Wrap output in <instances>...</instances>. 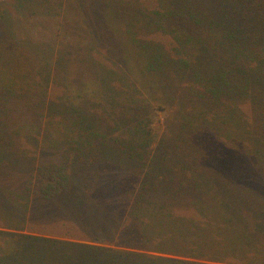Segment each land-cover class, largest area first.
Listing matches in <instances>:
<instances>
[{
    "label": "trees",
    "instance_id": "16d2710c",
    "mask_svg": "<svg viewBox=\"0 0 264 264\" xmlns=\"http://www.w3.org/2000/svg\"><path fill=\"white\" fill-rule=\"evenodd\" d=\"M75 2L87 48L0 44V264H264V0Z\"/></svg>",
    "mask_w": 264,
    "mask_h": 264
},
{
    "label": "rangeland",
    "instance_id": "374dc122",
    "mask_svg": "<svg viewBox=\"0 0 264 264\" xmlns=\"http://www.w3.org/2000/svg\"><path fill=\"white\" fill-rule=\"evenodd\" d=\"M19 0H0V7L7 8L9 13L11 14L10 22L6 23L3 27L2 35L0 36V44H21V47L24 48V54L29 55L32 59H42L49 57L51 55L52 50L48 49V45H75L78 48H87L89 44V35L86 33V26L84 25L85 19L84 13H79L78 4L75 0H64L66 9L61 13V15H47V13H43L41 10L34 12L31 8L30 4L25 5L26 9H18ZM83 21V22H82ZM11 32V33H9ZM45 45V46H43ZM56 50H54V53ZM82 59L75 60V75L71 76L67 81H69L68 87L78 86L74 91V95H79L81 98L83 95H86L83 90L81 84L86 80H91L87 78L88 73L83 74V64L80 62ZM73 73V74H74ZM76 76V77H75ZM75 77V78H73ZM74 80V82L72 81ZM66 81V82H67ZM65 82V83H66ZM80 87V88H79ZM79 88V89H78ZM90 88L88 87V90ZM154 96L160 98V94L154 91ZM92 97V96H91ZM90 98V97H89ZM88 98V99H89ZM88 99L86 101H88ZM93 99V97H92ZM85 101V102H86ZM81 102H83L81 100ZM83 102V103H85ZM89 103V102H88ZM96 103V102H92ZM86 104V103H85ZM147 104L150 108V118L152 121V140L153 143L151 145V151H155L158 143L162 139H169L173 136V126L176 121L175 119V111L174 106L163 107L164 104L160 103L158 100L148 99ZM167 106V105H166ZM90 108V106H87ZM105 107V106H104ZM101 109V108H100ZM196 140H199L195 137ZM208 139V138H206ZM219 142H224L223 138L221 140H217ZM22 143L25 144V141L22 140ZM208 148V141L205 142ZM217 147L221 149V144L216 142ZM219 144V145H218ZM224 144V143H223ZM229 149L234 150L235 152H239L236 150L234 145H226ZM216 146H213L214 153H210L212 157L217 156L219 153V149ZM28 150L31 149L27 147ZM204 148V147H203ZM229 155V159L234 157L232 154ZM238 157V156H237ZM240 158V157H239ZM243 157L241 156V159ZM41 230V229H39ZM2 232H11L15 234H28L24 231H16L5 228H0ZM34 236L45 237L47 235H41L37 233H33ZM31 235V234H30ZM53 238L51 236H47ZM0 238H3L1 235ZM61 240H67L71 242H79V240H69L68 238L59 237ZM86 244H90L89 242H82ZM104 247H110L109 245H101Z\"/></svg>",
    "mask_w": 264,
    "mask_h": 264
}]
</instances>
